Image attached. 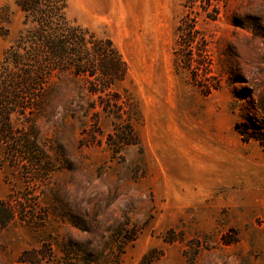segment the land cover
Instances as JSON below:
<instances>
[{
  "label": "rangeland",
  "instance_id": "obj_1",
  "mask_svg": "<svg viewBox=\"0 0 264 264\" xmlns=\"http://www.w3.org/2000/svg\"><path fill=\"white\" fill-rule=\"evenodd\" d=\"M68 2L128 72L12 116L0 264H264V0ZM22 30L0 0V65Z\"/></svg>",
  "mask_w": 264,
  "mask_h": 264
},
{
  "label": "trees",
  "instance_id": "obj_2",
  "mask_svg": "<svg viewBox=\"0 0 264 264\" xmlns=\"http://www.w3.org/2000/svg\"><path fill=\"white\" fill-rule=\"evenodd\" d=\"M15 5L23 14V30L6 50L0 65L3 139L13 137V115H23L38 107V97L55 73L100 78L102 84L96 87L105 92L128 72L111 40L100 39L69 19L68 0H15ZM13 220L9 203L0 201V229L7 228Z\"/></svg>",
  "mask_w": 264,
  "mask_h": 264
}]
</instances>
